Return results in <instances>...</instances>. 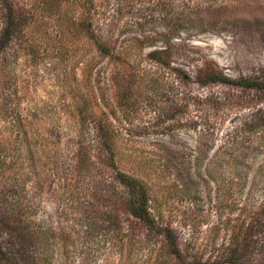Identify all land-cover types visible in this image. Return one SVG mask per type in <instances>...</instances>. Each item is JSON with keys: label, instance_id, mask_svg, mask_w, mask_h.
Listing matches in <instances>:
<instances>
[{"label": "rangeland", "instance_id": "374dc122", "mask_svg": "<svg viewBox=\"0 0 264 264\" xmlns=\"http://www.w3.org/2000/svg\"><path fill=\"white\" fill-rule=\"evenodd\" d=\"M1 1L0 30L6 18ZM14 1L23 9L24 31L12 37L0 61L1 169L8 184L34 189L30 199L37 206L25 218L32 228L51 233L43 240L48 254L42 253L39 262L127 264L129 259V248L121 254L105 241V233H87L75 225L72 220L82 216L83 202L89 199L83 197L86 190L74 198L66 180L52 175L54 152L66 156L76 148L81 127L75 105L83 107L86 101L120 129L114 168L145 177L155 197L154 213L158 205L183 247L203 263L216 264L234 234L261 212L264 137L261 128L254 131L245 122L263 103L224 84L201 87L196 71L205 61L235 79L264 71V0ZM185 11H199L203 19L183 22ZM87 23L95 37L127 54L133 65V93L122 105L116 87L120 75L113 72L118 60L98 51ZM166 44L174 45L171 68L147 57ZM172 67L186 70L189 80ZM211 91L234 97L221 110H209L199 97ZM201 123L214 130L202 137L204 147H210L197 170L192 163ZM21 127L28 131L26 140L22 132L17 136ZM30 150L37 158L35 169ZM169 153L176 157L171 164L191 165V172L203 177L183 185L178 167L168 168ZM90 166L85 173L93 177L98 168ZM109 168L105 179L125 197L127 188ZM62 231L69 234L67 243ZM263 261L261 251L245 259L246 264Z\"/></svg>", "mask_w": 264, "mask_h": 264}, {"label": "trees", "instance_id": "16d2710c", "mask_svg": "<svg viewBox=\"0 0 264 264\" xmlns=\"http://www.w3.org/2000/svg\"><path fill=\"white\" fill-rule=\"evenodd\" d=\"M1 2L5 8L6 16L0 30V61H3L5 48L12 37L17 38L24 31V22L22 21L23 9L14 0H2ZM202 16L203 14L199 11H185L180 20L189 24L192 21L202 20ZM85 28L89 38L94 40L93 43L98 51L114 61L118 60L116 63L119 66H115L113 71L120 75L116 80V87L119 94L121 93V105L128 102L129 96L133 93L131 76L133 71L130 68L134 69L132 64L129 65L127 54L116 53L112 44L95 37L91 24L87 23ZM173 52L174 45L166 44L162 48L150 50L147 57L160 66L171 68ZM172 68L180 72L182 78L189 80L186 70ZM195 79L201 87L224 84L237 89L238 92H250L254 98H261L263 103L261 109L254 111L245 124L253 126L254 131L261 128V138L264 137V71L261 74L235 79L225 75L212 62L205 61L197 68ZM230 96L234 97L231 93L221 95L216 91H211L206 95H201L199 102L207 105L209 110H221L228 103ZM84 104L83 107L75 105L78 123L81 127L80 134L74 141L75 150L73 153L70 152L71 155L67 154L66 156H61L60 152L56 150L52 156L54 163L52 175L57 174L66 180L64 186L71 189L74 198L80 199L83 194V197L89 198L83 202L82 210L84 212H80L82 216H75L72 220L75 225L80 226V230L87 233H105L108 236L105 241L121 254L126 253L129 248L128 254L130 255L126 261L127 264H205L202 262L201 256H195L183 247L176 230L171 224L164 222L163 213L158 205L155 206L159 212L154 213L155 197L148 180L142 175L114 168L116 167L118 140L121 134L119 127L114 125L115 120H110L108 117L105 120L101 119L93 110L91 103L84 101ZM198 127L202 131L199 133L197 155L192 163L197 170L201 168L203 154L210 147H204L205 142L202 137L212 134L214 130L211 125L206 126V123H201ZM21 132L22 137L26 140L28 131L22 128L17 136H20ZM29 152L35 169L37 158L33 150ZM165 157L169 165H167L168 168L178 167L177 179L183 185L188 187L190 183H196L197 176L203 177L200 172L197 173L198 175L191 172V165L187 166L181 161L177 163L179 166L171 164L176 158L173 153H169ZM3 158L4 155L0 151V264H41L39 262L42 259L40 255L44 252L48 254L49 251L43 240L46 235H51V233L32 228L28 219L26 220L28 209L37 206L36 201L30 199V193L34 192V189H28L24 183L19 182L16 184L10 181L8 184V180L5 181L4 170L1 169V163H5ZM90 165L93 169L98 168L93 177L85 173L86 168L90 169ZM104 166L106 170L109 166L110 170H115L116 179L128 190L125 197H119L116 189L107 182ZM165 166L163 164L162 168L167 167ZM100 172L102 177L99 176ZM36 176L38 177V175ZM79 182L87 183V187L81 186ZM58 186H62V184ZM82 188L86 190L85 192L88 190L89 193L84 192L81 195ZM36 190L39 192L38 188ZM253 218H256V221H251L246 229L234 234L230 242L225 245L222 255L219 256L220 259L215 261L216 264H246L247 255L259 251L264 252V200L261 202V212ZM255 222L258 224L254 225ZM84 227L85 229H83ZM52 230V233H55L53 225ZM76 230L79 231L77 228ZM61 233L64 234V242L67 243L68 232L62 231ZM110 244L109 248L112 249ZM134 253L137 257H133Z\"/></svg>", "mask_w": 264, "mask_h": 264}]
</instances>
